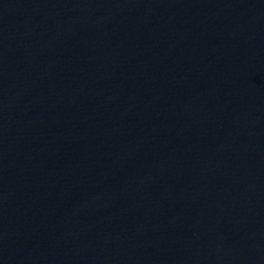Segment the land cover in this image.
<instances>
[{"label":"water","instance_id":"1","mask_svg":"<svg viewBox=\"0 0 264 264\" xmlns=\"http://www.w3.org/2000/svg\"><path fill=\"white\" fill-rule=\"evenodd\" d=\"M0 264H264V0H0Z\"/></svg>","mask_w":264,"mask_h":264}]
</instances>
